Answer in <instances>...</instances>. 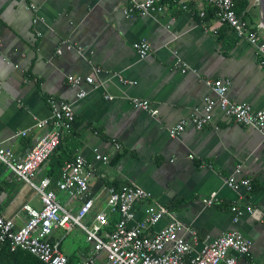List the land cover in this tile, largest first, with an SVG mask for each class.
<instances>
[{
	"label": "crops",
	"instance_id": "1",
	"mask_svg": "<svg viewBox=\"0 0 264 264\" xmlns=\"http://www.w3.org/2000/svg\"><path fill=\"white\" fill-rule=\"evenodd\" d=\"M185 1L189 10L173 5L160 13L128 16L124 13L128 0H0V146L24 158L48 130L40 124L52 116L48 98L72 103L76 122L61 145L70 155L82 152L93 166L87 194L94 198V207L87 222L105 207L109 185L136 184L197 231L196 251L236 229L252 240L255 262L264 264L262 135L226 117L218 107L212 125L196 129L191 121L208 98L216 99L206 79H230L232 100L264 108V65L249 41L230 26L214 18L202 23L198 11L206 8L204 0ZM239 9L264 35V3L238 0ZM141 40L154 49L145 58L133 47ZM174 51L198 73H181ZM95 67L103 71L97 73ZM75 74L93 76L97 87L71 86L68 77ZM116 74L133 83H122ZM82 89L87 95L78 98ZM109 94L114 98L108 99ZM133 97L148 99L159 114L135 108ZM181 120H187L185 131L171 137L168 128ZM112 139L121 143V150H116ZM94 148L111 155V161L97 160ZM238 166V177L252 179V191L225 183ZM48 167L49 160L40 167L37 180L47 176ZM53 189L63 205L79 208L78 197L57 185ZM212 193L216 199L208 205L203 200ZM25 204L42 206L35 189L0 164V213L20 227L28 217ZM235 204L244 210L238 222L233 219ZM146 207V202L136 206L139 219L145 217ZM169 219L163 217L152 231L163 228ZM79 230L75 226L52 234L74 262L92 248L77 239L71 252L63 249L67 237L76 238ZM187 238L191 239L189 233ZM237 264H249V258L241 257Z\"/></svg>",
	"mask_w": 264,
	"mask_h": 264
},
{
	"label": "built area",
	"instance_id": "2",
	"mask_svg": "<svg viewBox=\"0 0 264 264\" xmlns=\"http://www.w3.org/2000/svg\"><path fill=\"white\" fill-rule=\"evenodd\" d=\"M124 13L132 15H148L164 12L169 6L177 5L184 10L190 6L185 0H128ZM206 8L198 11L202 23L207 20L209 9L213 10V17L218 23L226 24L233 28L237 35L246 39L255 48L260 62L264 65V35L251 27L235 8L236 0H204ZM33 11L38 7L31 5ZM38 21V17L34 22ZM264 28V25H261ZM68 49L74 46L65 43ZM140 57L145 58L153 52L152 44L147 40L137 41L133 44ZM82 51V47H76ZM62 47L58 52L62 53ZM177 56V63L181 73H198L197 69ZM95 71H103L101 67H95ZM110 73V71H105ZM122 83H133L125 79L121 74H116ZM68 82L73 87H80L83 83L95 85L93 76L80 74L69 75ZM211 86L216 99L208 98L202 108L197 109L191 116V121L196 129H203L214 123V109L218 107L226 117L236 123L250 127L258 131L264 139V108L253 109L247 103H239L232 100L228 91L231 86L230 79H206ZM87 95L84 89L77 93L78 98ZM113 99L112 95L106 96ZM52 110L50 119L40 122L47 126L48 130L42 134L24 158H19L10 149L0 146V163L13 171L22 181L30 184L39 195L42 206L34 207L25 204L27 220L17 227L12 219L0 214V242L8 243L12 251L24 250L32 253L46 264H71L69 257L61 250L60 241H51L56 229L70 231L73 227H79L86 234V241L92 246L88 254H81L78 261L73 264H237L239 258H249V264H257L252 258L253 242L239 230L233 229L223 233L196 251L195 247L200 243L199 235L195 229L185 225L177 219L170 209L164 205H158L154 201L152 192L136 184L117 186L111 184L108 187V197L105 207L95 214L87 222L94 207V198L88 196L90 180L94 175L91 162L82 152H77L74 158L66 161L57 187L80 200L79 208L75 211L61 203L57 192L50 188L51 178L46 176L37 180V173L59 145L62 137L72 132L76 115L72 103L60 100L55 96L48 98ZM131 102L135 108L149 112L153 116L159 114V110L151 105L148 99L133 97ZM187 125V120H181L168 128L171 137L181 135ZM116 150H121L122 145L117 139H112ZM95 158L103 163L111 161V155L103 154L98 148H94ZM241 173V166L236 168L233 175L225 179V183L233 188L254 189L251 178L237 176ZM216 195L203 201L211 205L215 202ZM146 202L145 217H137L136 206ZM252 212V207H247ZM234 222H238L244 214L240 205L232 207ZM116 221L112 230L105 229L111 218ZM170 216L168 223L158 231H152L161 219ZM187 233L191 239L187 238Z\"/></svg>",
	"mask_w": 264,
	"mask_h": 264
},
{
	"label": "trees",
	"instance_id": "3",
	"mask_svg": "<svg viewBox=\"0 0 264 264\" xmlns=\"http://www.w3.org/2000/svg\"><path fill=\"white\" fill-rule=\"evenodd\" d=\"M237 1L235 2V8L237 9ZM238 12L240 11L237 10ZM240 14V12H239ZM199 16V15H198ZM213 17V10L209 9L207 13V19ZM233 29V28H232ZM235 31V30H234ZM75 155H70L66 149L61 145V141L52 155L49 157V167L47 170V176L51 178L50 188L53 189L54 185H57L58 180L61 177L62 169L66 161H70ZM1 164V163H0ZM116 185V184H115ZM1 214V213H0ZM116 221L115 218H111L109 225L105 228L112 230ZM51 241H57L51 237ZM69 262L74 263L73 258L69 257ZM0 264H46L32 253L24 250L12 251L8 243L0 242Z\"/></svg>",
	"mask_w": 264,
	"mask_h": 264
},
{
	"label": "rangeland",
	"instance_id": "4",
	"mask_svg": "<svg viewBox=\"0 0 264 264\" xmlns=\"http://www.w3.org/2000/svg\"><path fill=\"white\" fill-rule=\"evenodd\" d=\"M85 238H86V234L83 231H81V230L78 231V234H77V237L76 238H74L73 235L70 234L67 237V239L64 241L63 249L67 253L71 252V250L69 251V248L75 244V241L77 242L78 240L80 241V244L81 245L89 244L87 241H85Z\"/></svg>",
	"mask_w": 264,
	"mask_h": 264
},
{
	"label": "water",
	"instance_id": "5",
	"mask_svg": "<svg viewBox=\"0 0 264 264\" xmlns=\"http://www.w3.org/2000/svg\"><path fill=\"white\" fill-rule=\"evenodd\" d=\"M260 1H261V3H264V1H263V0H260ZM12 173H13V174H15L13 171H12Z\"/></svg>",
	"mask_w": 264,
	"mask_h": 264
}]
</instances>
